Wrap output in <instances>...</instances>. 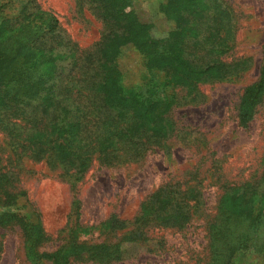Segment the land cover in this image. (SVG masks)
Listing matches in <instances>:
<instances>
[{
  "label": "rangeland",
  "instance_id": "374dc122",
  "mask_svg": "<svg viewBox=\"0 0 264 264\" xmlns=\"http://www.w3.org/2000/svg\"><path fill=\"white\" fill-rule=\"evenodd\" d=\"M7 2V15L28 5V13L40 8L56 16L63 36L82 52L101 39L103 25L83 0H0V6ZM120 4L132 23L106 40L99 59L126 97L143 90V145L115 167L94 156L81 179L71 164L9 160L0 151V170L15 172L17 190L26 192L19 205L0 206V264H53L44 256L69 254L68 264H207L210 234L226 204L264 205V92L245 103L264 62V0ZM243 109L251 113L246 124ZM168 183L194 206L183 208L190 217L181 227L157 225L155 216L174 210L167 202L155 211L144 205ZM244 185L251 188L247 197L227 196ZM6 214L17 219L1 221ZM34 226L40 234L32 240ZM231 264H264V256L244 251Z\"/></svg>",
  "mask_w": 264,
  "mask_h": 264
},
{
  "label": "trees",
  "instance_id": "16d2710c",
  "mask_svg": "<svg viewBox=\"0 0 264 264\" xmlns=\"http://www.w3.org/2000/svg\"><path fill=\"white\" fill-rule=\"evenodd\" d=\"M83 1L103 25L100 41L84 52L63 36L59 19L49 12L36 8L28 13L31 7L24 5L20 13L7 15L5 9L11 3L0 6V134L8 137V142L0 138V151L7 153L9 160L18 156L47 159L54 167L71 164L77 169L72 175L80 179L96 155L107 167L129 162L124 160L128 157L132 160L148 133L141 121L143 90L132 92L137 99L126 97L115 74L99 59L106 40L115 39L116 30L127 26L128 20L131 24V19L123 13L120 0ZM149 42L157 46L156 41ZM61 59L65 60L63 66ZM48 64L53 66L48 68ZM263 92L264 62L259 82L246 91L245 103ZM250 118V111L243 109L240 123L246 124ZM15 176V172L0 170L1 207H15L26 195L17 190ZM174 188L168 183L144 203L152 211L165 202L174 208L171 214L160 216L161 220L155 216L157 225L181 227L190 217L182 210L194 206ZM250 190L246 185L233 186L227 196L247 197ZM246 202V208L226 204L210 234L211 259L207 264H231L235 254L249 250L264 256V205L261 200ZM3 217L8 219L1 221L17 219L13 214ZM29 233L35 240L40 230L34 226ZM70 256L44 257L53 264H68Z\"/></svg>",
  "mask_w": 264,
  "mask_h": 264
}]
</instances>
